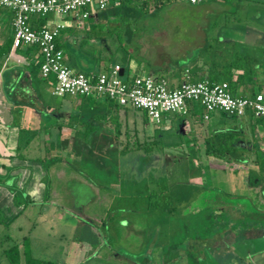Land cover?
<instances>
[{"label":"rangeland","instance_id":"rangeland-1","mask_svg":"<svg viewBox=\"0 0 264 264\" xmlns=\"http://www.w3.org/2000/svg\"><path fill=\"white\" fill-rule=\"evenodd\" d=\"M204 4L168 0L154 6L153 1L148 0L146 4L135 6L138 11L145 8L148 12L129 21V29L122 26V31L129 30L130 38L126 41L115 35L119 18L108 15L96 22L86 43H81V33L75 38L84 52L80 61L98 68L115 63L130 72L125 62L131 52L129 65L132 69L143 70V65L147 64L151 70L156 66L173 71L186 68L189 74L198 75V45L202 42L204 27L215 20L216 27L221 25V33H230L228 25L223 27L219 22V14H206L210 10L220 11L224 5L201 8ZM182 56L186 59L179 61L178 57ZM200 111L194 107L185 115L166 113L154 124L144 119L141 110H136L138 118L133 124L131 119L124 120L120 138L124 139L122 132L127 127L130 139L135 136L143 146L153 140L152 151L147 154L140 149L123 152L114 161L111 157L115 150L112 149L108 153L110 158L100 157L102 167L81 157L82 153L75 155L78 159L75 157L71 162V169L79 172L86 182L79 181L80 176L78 180L70 178L57 184L45 181L47 199L44 200L52 201H46L47 205H30L18 181L15 183L13 176L6 173L7 169L1 168L0 264H8L2 250L13 243L20 245L23 238L27 239L32 257L57 264H264V228L261 225L244 222L236 228L229 227V231L221 228L212 235L202 232L207 226L202 220L203 209L214 206L221 198L231 197L230 201L240 203L247 214L264 211V204L257 197L262 178H258L261 175L252 149L256 143L264 151V134L259 127H254L252 135V130L245 125L235 145L240 149L239 155L247 161L244 164L222 161L206 155L203 142L212 136L209 126L220 114L210 112V119L206 120L201 118ZM224 121L231 119L225 117ZM111 139L108 136V140ZM106 142L108 148L122 146ZM31 146L22 153L35 156L38 152L48 155L51 152L34 150ZM72 151L70 154L74 155L75 150ZM142 156L146 162L144 168L140 162ZM241 170L253 174L256 179L246 189L242 186L244 174ZM144 176L148 181H142L135 188L125 187L128 192H136L132 197H126L125 190L113 187L114 180L131 179L132 185ZM102 178L106 181L98 180ZM80 185L87 186L86 193L78 191ZM40 187L36 188L37 192ZM6 191L14 196L13 199L2 195ZM246 193L249 200L257 203L255 209ZM133 205L141 211L139 215L134 212ZM122 216L125 219L119 221ZM134 218L140 224L137 232H132L127 222ZM83 220L97 222L98 240L89 236L90 224ZM246 234L252 238L238 237L248 236ZM233 237L236 239L231 247L223 245L229 244ZM93 243L102 247L95 258Z\"/></svg>","mask_w":264,"mask_h":264},{"label":"crops","instance_id":"crops-1","mask_svg":"<svg viewBox=\"0 0 264 264\" xmlns=\"http://www.w3.org/2000/svg\"><path fill=\"white\" fill-rule=\"evenodd\" d=\"M204 3L201 8L214 4L213 2L208 3L206 0ZM108 15L110 14L100 15L95 11L85 19L70 16L62 18L64 27L59 31L56 40L58 47L63 52L64 63L68 67L82 73H95L106 70L115 64H105L98 68L99 66L96 67L95 64H85L80 61V56H84L81 43H86L96 22H99L101 19L104 20ZM258 18L260 19L259 22L263 25L264 15H260ZM11 19L12 11L0 7V172L1 168H6V173L13 176L15 183L18 181V185L24 189L25 199L29 201L30 205H47L50 200H46L48 203L44 200L47 199L44 192L46 188L45 181L57 184L66 182L70 178L77 179V176H80L79 172L77 173L71 169V162H73L75 157L70 152L78 148H87L97 153V151H103L109 147L106 146V141L119 144L121 138L115 137V122L110 121V118L114 116L121 129L125 118L126 121L127 119H131L130 123L133 124L138 118V113L136 110L131 109L132 107L125 110L115 108L116 105H114L113 101L101 96L75 97L53 95L50 92V82L52 79H42L38 73L36 63L37 49L34 46L12 47ZM52 19H56V17H32L30 24L32 27H38ZM224 21V19H219V22L223 23ZM80 33L82 34V41L80 44H76L75 38L81 35ZM210 33L211 36L222 34L219 33L217 28L210 30ZM205 37L204 28L202 42L198 45V75L190 73L191 77L194 79H207V65L210 63H215L218 67L226 65L233 60L237 49L244 56L241 64L244 68L250 70V72H247L241 80L236 82L232 94L250 95L258 91L264 92V29L233 32L232 37L237 41L236 47L231 45L225 38H220L221 41L211 40L210 43L213 47L204 50ZM143 66V70H135L129 65L127 69L130 72H127L123 66L119 65L118 74L123 77L130 74H148L155 77L160 74V77L165 79L169 86H176L182 78L183 71L187 70L186 68H180L177 71H173V69L169 70L166 67L160 68L159 66L151 70L150 67ZM230 71L234 80L239 69L230 68ZM212 112L220 114L217 121L209 126L212 135L220 131L232 130L239 136L242 134L245 125L252 132L254 131V127H259L264 134V117H261L263 118L261 122H255L257 118L252 116L234 117L220 111ZM225 117L230 118L231 121H224ZM209 119L210 116L208 114L206 120ZM108 134L112 137L111 140H108ZM30 144L33 145L31 147L34 150H50L51 152L49 155L47 153L39 154L38 152L37 155L34 154L35 156H26L22 151ZM254 145L258 148L256 143ZM113 147L111 146L110 148ZM46 158H50L51 163L46 170H43L42 166ZM90 160L100 167L103 166L100 158L94 157ZM140 162L144 168L146 166L145 160H140ZM79 178V181L86 182L82 175ZM98 180L101 182L105 179ZM130 181L132 180H114L113 187L122 189V191L125 190V196L129 197L133 193L135 194V192H128L125 187L128 186L130 188L133 186L135 188L142 181H148V178L144 176L136 181L138 183L135 182L132 185ZM38 185L41 187L37 192L36 188H38ZM47 186L49 187V185ZM78 191L81 194L86 193L87 186L80 185ZM145 192L147 193L146 190ZM2 195L8 200L12 199V195L7 191L2 193ZM50 202L52 203V201ZM133 206L134 212H138L139 210L135 205ZM79 219L82 220L83 218ZM123 219L125 218L122 216L118 220L122 221ZM83 222L90 224L89 236L92 239L98 240L100 233L98 232L97 222L88 220H83ZM127 222L131 226V229H133V226L136 224L135 218L132 222L127 219ZM89 236H86L87 239H90ZM93 245L96 246L93 253L94 257L92 256L95 258L102 247L98 243H93ZM85 260H88V258ZM85 260H83V263L86 262Z\"/></svg>","mask_w":264,"mask_h":264},{"label":"built area","instance_id":"built-area-1","mask_svg":"<svg viewBox=\"0 0 264 264\" xmlns=\"http://www.w3.org/2000/svg\"><path fill=\"white\" fill-rule=\"evenodd\" d=\"M126 0H0V7L12 11L11 45L34 46L37 69L42 79H52L53 95L105 97L120 106L143 110L148 122L157 124L162 115H185L194 107L202 119L212 111L229 116L264 117V92L233 95L225 80L192 79L187 70L176 86L148 74L120 76L119 65L95 73L74 71L64 63L63 52L56 44L65 16L85 19L95 11L117 6ZM191 5L205 0H186ZM56 17L44 25L32 27L30 19Z\"/></svg>","mask_w":264,"mask_h":264},{"label":"trees","instance_id":"trees-1","mask_svg":"<svg viewBox=\"0 0 264 264\" xmlns=\"http://www.w3.org/2000/svg\"><path fill=\"white\" fill-rule=\"evenodd\" d=\"M148 0H126L122 3H120L117 6H110L107 7L104 10H99L97 11L98 14H110L117 16L120 20L118 22V26L114 29L115 30V35L119 38L122 39L124 38L125 41L129 40V30L128 32L122 31V26L125 27L126 29H129L127 23L131 20H135L144 14H146L148 11L143 8L142 10H136L135 6H139L141 4H146ZM154 3V6H157V4L161 3L162 1H168V0H152ZM208 3L213 2L214 4H223L224 8H222L220 11H212V12H207L208 13H215L219 14L220 19H224L225 23L221 22L223 24V27L225 25H228V29L230 30V33H224L222 32L221 35H214L211 36L210 30L215 29L217 26L215 24L216 21H212V23H208L209 25L205 28V45L203 46V49L206 50L207 48L213 47L212 44L210 43L212 41H221L220 38H225V40H228L231 45H234L236 47V39L232 37L233 29H239V31L243 30H253V29H264V24L262 25L259 22L260 15H264V0H206ZM204 2V1H203ZM202 3V2H201ZM200 4V3H199ZM246 14V15H244ZM253 23V24H252ZM221 26V25H220ZM220 26L216 27L217 30L220 31ZM253 39V38H252ZM57 44V40H56ZM259 46V45H257ZM126 53L128 52L126 48H124ZM234 58L232 61L227 63L226 65H221L217 66L215 63H210L207 65V79L210 81H216V80H225L228 85L230 92L232 93L233 88L236 85V82L241 80V78L247 73L250 72V70H247V68H244L243 65L241 64L244 56L240 50L236 49V52L234 54ZM131 52H128L126 56V62L125 64L129 66V60H130ZM179 61L186 59V56L178 57ZM147 67H150L147 64H144ZM230 68L234 69H239V71L236 73V78L233 80L232 79V73L230 71ZM156 69V67L154 68ZM161 75L158 74L155 76V78H161ZM192 76V75H191ZM221 76V78L218 79V77ZM192 79H194L192 77ZM198 79V78H196ZM115 108L119 109H130L128 106H120L116 103H114ZM134 109V108H131ZM134 110H139V109H134ZM143 113V117L146 120V115L143 110H141ZM126 121V118L124 119ZM263 118L259 117L256 119L255 122H261ZM110 121L115 122V137L120 139V131L121 129L119 128V123L116 120V118H110ZM123 138L120 139L119 143H121V147L118 148H108L105 151V154H102L101 151H97L95 153L91 149H75L72 152H74V157L77 154H81V157L84 156L86 157V160H90L91 158H110V154H108L112 149L115 151L113 152V157H111L112 160L117 161V158L121 153L123 152H128L132 150H141L144 153H149L153 149V140L150 141V143H147V146H143V143L141 141L136 140L132 135L133 139H130V135H128L127 127L123 129L122 132ZM87 136V135H86ZM108 136H110L108 134ZM111 137V136H110ZM239 140L237 133H234L232 130H224L220 131L211 137L209 136L208 138H205L203 141L205 143L204 147V153L206 155L213 156L215 158H219L222 161L226 162H231V161H243L245 160L244 157L239 155L240 149L235 145V143ZM145 143V141H143ZM104 151V150H103ZM253 151L255 153V159L258 165V169L262 170L264 169V151L258 149L256 145H254ZM111 153V152H110ZM141 160H145V157L142 156ZM51 163L50 158L44 159L42 169L46 170ZM243 177V176H242ZM254 181L252 177L248 178L246 181L244 178H242V186H244V183L251 184ZM14 196H12L13 199ZM223 199V200H222ZM230 200L231 197H225L221 198L220 200H217L218 202H215L214 206H210L208 208L203 209L202 213V220L207 222V226L202 228V232H208V234L211 233V235L215 232H218L221 230V228H225L228 230L232 228H236V226H240L244 222L251 223L255 226V224L261 223L260 215L258 214L259 212H250L249 214L241 213L242 210V205L240 203L231 202ZM214 202V201H213ZM217 203V204H216ZM253 206V205H252ZM255 209V208H254ZM205 210V211H204ZM251 215V216H249ZM213 223V224H212ZM214 225V226H213ZM223 229V230H225ZM229 231V230H228ZM216 234V233H215ZM225 246H230L229 244ZM222 245V246H223ZM2 253L7 261L8 264H57L53 261L50 260H45V259H39L32 257L29 251V247L27 244V239L23 238L22 241L20 242V245L18 243H13L9 245L8 247L4 248L2 250ZM197 256V254H196Z\"/></svg>","mask_w":264,"mask_h":264},{"label":"flooded vegetation","instance_id":"flooded-vegetation-1","mask_svg":"<svg viewBox=\"0 0 264 264\" xmlns=\"http://www.w3.org/2000/svg\"><path fill=\"white\" fill-rule=\"evenodd\" d=\"M247 160H243V161H231V162H238V163H241V164H244L245 162H246ZM231 170V172H235V171H237V170H235V169H230ZM258 171H259V173H260V175L261 176H259L258 178L259 179H261L262 178V181H261V183H260V185H259V188H258V191H257V197H258V200L261 202V204H264V198L261 196V195H263L264 196V169H262V170H260V169H258ZM230 172V171H229ZM240 172H242L241 174L243 175L244 174V180L246 181L248 178H250V177H252L253 179H254V181L251 183V184H253L254 182H255V177H254V175L253 174H251V173H249V172H247V171H243V170H241ZM153 180H156V178H153ZM151 181V180H150ZM251 184H248V183H244V188L246 189V187L247 186H249V185H251ZM247 192L249 193V191H248V189H247ZM136 193V192H135ZM248 193H246V195H247V199L249 198V196H248ZM158 194V193H157ZM147 196V198H149L148 197V195H146ZM249 200V199H248ZM249 203H250V205H253V207L255 208L257 205V203L255 202V201H252L251 199L249 200ZM259 207V206H258ZM243 210V209H242ZM241 210V213L243 212V213H245L246 211H242ZM140 210L137 212L138 213V215L140 214ZM259 213V215H260V219H261V223H258V224H256L255 226H260V227H262V228H264V211L263 210H261L260 209V211H258ZM247 213V212H246ZM137 222V221H136ZM136 225L137 226H133V230H132V232H137V230L139 229L138 228V225H140L139 224V222H137L136 223ZM264 232H262V234H263ZM139 235V234H138ZM147 235V234H146ZM246 235H248V234H246ZM140 236V235H139ZM240 239H251L252 238V235H248V236H245V235H240V236H238ZM145 238H146V236H145ZM238 238V239H239ZM235 239L236 238H232V241H230L229 242V245H230V247L232 246L231 245V243L233 242V241H235ZM109 251V250H108Z\"/></svg>","mask_w":264,"mask_h":264}]
</instances>
